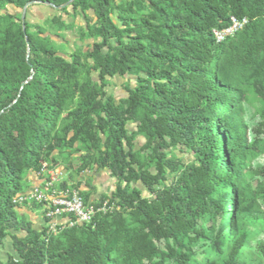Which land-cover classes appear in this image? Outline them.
<instances>
[{
    "label": "trees",
    "instance_id": "16d2710c",
    "mask_svg": "<svg viewBox=\"0 0 264 264\" xmlns=\"http://www.w3.org/2000/svg\"><path fill=\"white\" fill-rule=\"evenodd\" d=\"M68 1L0 0V250L10 239L14 252L0 264H249L264 184L245 162L264 144L248 143L242 105L250 89L264 100V0H74L59 12L79 16L78 39L93 43L62 56L39 26L22 31L21 13ZM230 17L248 24L215 43ZM51 23L72 29L60 15ZM115 76L135 81L118 101L105 91ZM73 157L116 182L93 203L111 210L46 236L12 199L41 162L67 172ZM255 250L264 256V242Z\"/></svg>",
    "mask_w": 264,
    "mask_h": 264
},
{
    "label": "rangeland",
    "instance_id": "374dc122",
    "mask_svg": "<svg viewBox=\"0 0 264 264\" xmlns=\"http://www.w3.org/2000/svg\"><path fill=\"white\" fill-rule=\"evenodd\" d=\"M11 10L16 15L18 14L13 9ZM67 13L68 14L60 13L59 10L49 8L45 5H30L27 6L25 10V21H27L30 25L39 26L43 33L53 41L59 54L62 56L68 55L76 47H80L85 50L88 45L93 43L91 40L80 41L78 39L77 29L82 26L83 22L79 16L72 13L70 8L67 9ZM58 15H60L61 20L67 25L72 26L71 30L60 31L56 29V27L51 23V19ZM31 31L34 32L33 29H31ZM60 36H62V38H60ZM109 83L110 85L105 89V91L108 96H111L115 101H118L121 98H126L124 90L126 85L130 84L131 86H134L135 81L132 77L121 78L115 76L109 81ZM242 109V122L246 128L248 143H252L254 138L257 136L259 139L263 140L264 144V100L258 96L254 89H250L247 100L243 102ZM127 126L129 129L133 128L130 123H128ZM142 143L143 139L141 137H137L135 140V150H137ZM177 155L182 159L183 163H188L192 160V157L186 151H183V154L181 153ZM61 165L64 166L63 163ZM245 167L249 172V176L252 179L251 183L253 185L256 183L260 185L264 184V171H260L264 167V152L249 157L245 162ZM64 181H67L68 186L71 188L78 187V190L89 195V198H93L96 194L108 195L110 191H113L116 183L108 176V172L106 170L91 168L85 171H80L77 157H73L71 168L67 172H64ZM133 187L138 189L143 197H149L140 184H135ZM26 213V210L23 209L19 211L20 215L24 216L28 220H31L32 227H36V222L39 221V217L41 219V215H39V213L36 215L33 213ZM209 226L210 223L205 221L198 224V227L203 229H207ZM262 241L264 242V222H259L248 228L249 247L245 250V256L246 261L249 264H264V256L259 255L255 250V246ZM201 244L202 242L199 244V250L197 251L195 257L197 261H202L204 259V251H207L208 249L206 245L204 247L200 246ZM156 245L162 250L165 249V245L163 243ZM8 256H14L10 239L5 240L4 245L0 250V258L2 261L5 262Z\"/></svg>",
    "mask_w": 264,
    "mask_h": 264
},
{
    "label": "built area",
    "instance_id": "2783aa9c",
    "mask_svg": "<svg viewBox=\"0 0 264 264\" xmlns=\"http://www.w3.org/2000/svg\"><path fill=\"white\" fill-rule=\"evenodd\" d=\"M248 24L246 18L230 17L229 26L212 30L215 43H222L233 37ZM64 170L62 167H51L45 162L40 169L28 178V188L12 199V204L30 210L33 205L41 208L40 229L46 236H54L63 231L82 225H92L98 215H105L111 207L104 201L100 205L85 203L78 190L69 186L62 187Z\"/></svg>",
    "mask_w": 264,
    "mask_h": 264
},
{
    "label": "water",
    "instance_id": "95a60500",
    "mask_svg": "<svg viewBox=\"0 0 264 264\" xmlns=\"http://www.w3.org/2000/svg\"><path fill=\"white\" fill-rule=\"evenodd\" d=\"M73 1H74V0H70V1H68L66 4H64V5H62V6L54 7V9H55V10H61V9H63V8H66V7H68V6L71 4V2H73ZM30 5H32V3L26 5V6L23 8V11H22V13H21V27H22V31H23V32H24V24H25V10H26L27 6H30ZM44 5H47V4H44Z\"/></svg>",
    "mask_w": 264,
    "mask_h": 264
},
{
    "label": "crops",
    "instance_id": "0c3cea01",
    "mask_svg": "<svg viewBox=\"0 0 264 264\" xmlns=\"http://www.w3.org/2000/svg\"><path fill=\"white\" fill-rule=\"evenodd\" d=\"M63 181H64V178H63ZM101 196V194H96L93 198H89V203H94V201L95 200H97L99 197ZM23 210H26V214H28V213H33L34 215H36V214H38L37 212H30L29 210H27V209H23ZM40 215V214H39ZM31 216H33V215H31ZM37 223V226H36V228H38L39 229V226H41V219H40V217H39V221L38 222H36Z\"/></svg>",
    "mask_w": 264,
    "mask_h": 264
}]
</instances>
